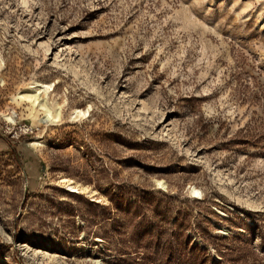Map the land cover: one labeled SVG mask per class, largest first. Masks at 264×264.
I'll return each instance as SVG.
<instances>
[{
  "label": "rangeland",
  "instance_id": "rangeland-1",
  "mask_svg": "<svg viewBox=\"0 0 264 264\" xmlns=\"http://www.w3.org/2000/svg\"><path fill=\"white\" fill-rule=\"evenodd\" d=\"M145 196L264 264V0H0V264H134Z\"/></svg>",
  "mask_w": 264,
  "mask_h": 264
},
{
  "label": "trees",
  "instance_id": "trees-1",
  "mask_svg": "<svg viewBox=\"0 0 264 264\" xmlns=\"http://www.w3.org/2000/svg\"><path fill=\"white\" fill-rule=\"evenodd\" d=\"M13 152H15L14 148ZM128 207L130 209L126 212L128 216L125 223L132 233L130 242L136 245L132 253L140 256L136 257L138 260L134 264H245L250 257L246 258L243 252L253 254L245 247L226 244L221 248H214L220 260L213 263L207 248L201 249L197 245L190 247L191 239L185 235L186 230H191L187 214L179 212V217L174 218L171 231L166 232L167 229L163 227V224L168 223L167 206L162 200L147 199L145 196L143 200L138 198L137 202L130 203ZM117 209L121 213L123 208ZM143 209L149 210L148 214L142 212ZM140 211L142 217L136 221V215ZM199 236L206 245L210 244L203 234ZM216 238L224 242L236 240V237L232 236L220 237L218 235ZM122 254H127V252H122ZM160 255L166 259L157 262L156 257Z\"/></svg>",
  "mask_w": 264,
  "mask_h": 264
},
{
  "label": "bare ground",
  "instance_id": "bare-ground-1",
  "mask_svg": "<svg viewBox=\"0 0 264 264\" xmlns=\"http://www.w3.org/2000/svg\"><path fill=\"white\" fill-rule=\"evenodd\" d=\"M33 88H35V92L30 94V95H27L26 97L36 106L44 109V119L43 121L44 122H53L55 121L56 119L59 118L60 116V107L57 106V108H55L54 112H53V108L50 107L43 98H39V94L40 92H44V93H47V90H48V87L47 86H43V85H34ZM10 118V117H9ZM74 191H76L75 189H73ZM193 192L197 193L198 191L196 189H192Z\"/></svg>",
  "mask_w": 264,
  "mask_h": 264
}]
</instances>
